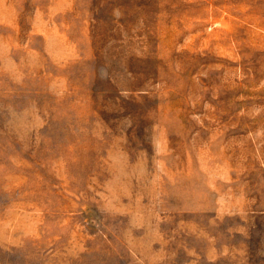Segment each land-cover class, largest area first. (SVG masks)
Instances as JSON below:
<instances>
[{
	"label": "rangeland",
	"instance_id": "374dc122",
	"mask_svg": "<svg viewBox=\"0 0 264 264\" xmlns=\"http://www.w3.org/2000/svg\"><path fill=\"white\" fill-rule=\"evenodd\" d=\"M0 264H264V0H0Z\"/></svg>",
	"mask_w": 264,
	"mask_h": 264
}]
</instances>
